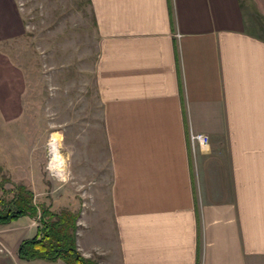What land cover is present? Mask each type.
I'll use <instances>...</instances> for the list:
<instances>
[{"label":"crops","instance_id":"0c3cea01","mask_svg":"<svg viewBox=\"0 0 264 264\" xmlns=\"http://www.w3.org/2000/svg\"><path fill=\"white\" fill-rule=\"evenodd\" d=\"M87 1L110 216L80 233L82 255L264 264V0ZM25 32L19 2L0 0V45ZM4 84L0 115L17 118L22 98ZM190 131L209 144L192 147ZM37 231L28 216L0 223V264H32L18 250Z\"/></svg>","mask_w":264,"mask_h":264},{"label":"rangeland","instance_id":"374dc122","mask_svg":"<svg viewBox=\"0 0 264 264\" xmlns=\"http://www.w3.org/2000/svg\"><path fill=\"white\" fill-rule=\"evenodd\" d=\"M17 2L26 32L0 45V81L11 86L15 97L20 95L22 108L17 118L6 119L14 116V109L0 115V201H11L17 186L23 185L33 192L38 208L77 213L81 253L80 233L96 237L110 216L105 182L109 151L94 81L97 42L92 14L87 0ZM3 103L0 99V106ZM51 144L60 158L56 171L49 166ZM34 221L38 231L33 237L40 233L39 215ZM16 233L8 237L11 244ZM0 249L7 251L2 243ZM32 264L65 262L34 259Z\"/></svg>","mask_w":264,"mask_h":264},{"label":"trees","instance_id":"16d2710c","mask_svg":"<svg viewBox=\"0 0 264 264\" xmlns=\"http://www.w3.org/2000/svg\"><path fill=\"white\" fill-rule=\"evenodd\" d=\"M38 215L41 224L40 233L22 241L18 250L21 258L47 261H56L60 258L65 264H100L85 258L77 249L79 228L77 213L69 210L52 212L44 205L38 208L34 203L33 192L23 185L17 186L11 201H0L1 224L9 223L22 216L35 218Z\"/></svg>","mask_w":264,"mask_h":264},{"label":"built area","instance_id":"2783aa9c","mask_svg":"<svg viewBox=\"0 0 264 264\" xmlns=\"http://www.w3.org/2000/svg\"><path fill=\"white\" fill-rule=\"evenodd\" d=\"M189 141L192 147H195L196 144H204L207 145L210 142V137L204 133H198L194 131H190L189 133ZM2 249H0V252Z\"/></svg>","mask_w":264,"mask_h":264},{"label":"bare ground","instance_id":"6f19581e","mask_svg":"<svg viewBox=\"0 0 264 264\" xmlns=\"http://www.w3.org/2000/svg\"><path fill=\"white\" fill-rule=\"evenodd\" d=\"M58 149L56 148L55 144L50 145V154H51V161H50V168H53L54 171L59 169V155ZM62 159V158H61Z\"/></svg>","mask_w":264,"mask_h":264}]
</instances>
